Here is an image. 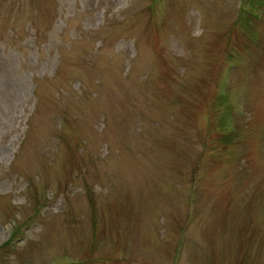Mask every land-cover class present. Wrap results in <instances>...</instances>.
<instances>
[{
	"label": "rangeland",
	"instance_id": "374dc122",
	"mask_svg": "<svg viewBox=\"0 0 264 264\" xmlns=\"http://www.w3.org/2000/svg\"><path fill=\"white\" fill-rule=\"evenodd\" d=\"M0 264H264V0H0Z\"/></svg>",
	"mask_w": 264,
	"mask_h": 264
}]
</instances>
